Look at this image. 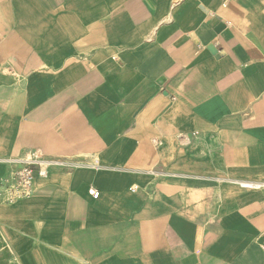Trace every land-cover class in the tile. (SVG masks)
<instances>
[{
	"label": "crops",
	"instance_id": "0c3cea01",
	"mask_svg": "<svg viewBox=\"0 0 264 264\" xmlns=\"http://www.w3.org/2000/svg\"><path fill=\"white\" fill-rule=\"evenodd\" d=\"M0 241L12 264H264V0H0Z\"/></svg>",
	"mask_w": 264,
	"mask_h": 264
},
{
	"label": "built area",
	"instance_id": "2783aa9c",
	"mask_svg": "<svg viewBox=\"0 0 264 264\" xmlns=\"http://www.w3.org/2000/svg\"><path fill=\"white\" fill-rule=\"evenodd\" d=\"M39 166L38 169L35 166ZM47 175L46 169L39 164L30 162L26 167L21 169L12 178L11 192L12 195L18 199L30 196L33 193L34 183L37 177H45ZM93 196L98 198L99 193L93 192Z\"/></svg>",
	"mask_w": 264,
	"mask_h": 264
},
{
	"label": "rangeland",
	"instance_id": "374dc122",
	"mask_svg": "<svg viewBox=\"0 0 264 264\" xmlns=\"http://www.w3.org/2000/svg\"><path fill=\"white\" fill-rule=\"evenodd\" d=\"M3 247L4 245H2L0 241V264H12L11 258L8 257L9 250Z\"/></svg>",
	"mask_w": 264,
	"mask_h": 264
},
{
	"label": "water",
	"instance_id": "95a60500",
	"mask_svg": "<svg viewBox=\"0 0 264 264\" xmlns=\"http://www.w3.org/2000/svg\"><path fill=\"white\" fill-rule=\"evenodd\" d=\"M213 51V50H212Z\"/></svg>",
	"mask_w": 264,
	"mask_h": 264
}]
</instances>
